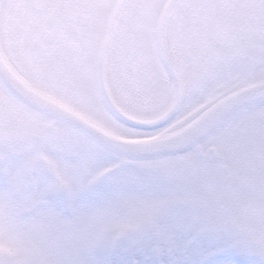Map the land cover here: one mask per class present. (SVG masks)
Here are the masks:
<instances>
[{
    "label": "snow or ice",
    "instance_id": "1",
    "mask_svg": "<svg viewBox=\"0 0 264 264\" xmlns=\"http://www.w3.org/2000/svg\"><path fill=\"white\" fill-rule=\"evenodd\" d=\"M5 62L97 120L118 118L114 101L157 120L180 111L164 149L145 150L183 148L217 130L194 152L140 165L180 190L117 202L113 239L148 230L165 243L177 226L230 217L233 246L264 257V107L225 122L241 103L264 99V0H0V160L19 161L0 169L9 185L0 207L47 219L52 189L71 192L119 167L97 166L114 146L42 106ZM45 173L52 180L42 186ZM55 246L53 238L32 260L0 264H66Z\"/></svg>",
    "mask_w": 264,
    "mask_h": 264
},
{
    "label": "rangeland",
    "instance_id": "2",
    "mask_svg": "<svg viewBox=\"0 0 264 264\" xmlns=\"http://www.w3.org/2000/svg\"><path fill=\"white\" fill-rule=\"evenodd\" d=\"M50 155L56 156L52 153H50ZM100 160L102 162H99V164L97 163V166L104 164L105 166H109L116 163V161H114L115 163L110 161L111 159ZM17 162L18 161H15L16 164L11 163L9 168H14L18 164ZM140 179V177L137 178L135 172H125L124 176L120 177L117 183H112L108 187V193L101 196L104 200L101 201V203L95 201L96 199L93 197L92 199L94 201L91 203L82 204V202L80 203L78 200H75L77 195L74 196L72 204H74L77 212L76 214L79 215V217L70 220H62L60 223L55 212L58 210L57 206L52 208L51 211H54V213L49 214L47 219H35L31 223H26V225L23 220L21 224L17 223V215H13L7 205L1 207L0 256L29 261L48 250L52 239L55 238L56 246L52 249V254L57 256L58 259L66 262V264H106V253L102 251V248L97 252L94 251V249L98 247L92 246L93 249L92 247L82 248L79 243L82 240L91 239L94 242L93 245L98 244L96 242L97 240L101 243L105 242V246L107 247L110 243L109 241L114 236V233L106 230L112 219L111 211L113 206L117 202L126 199L155 198V191L157 192L160 188L156 186L155 189V186L151 185L149 188H145L146 191H142L143 184ZM163 185L167 188L164 197L168 196L170 192L172 193L173 191L180 190L167 180L163 182ZM80 188L81 187H76L71 192L76 193ZM8 190L9 187L1 186L0 193L7 192ZM169 190L170 192H168ZM174 213L175 212L171 215L176 214ZM229 219L231 220L230 217H226V220ZM214 226L215 225H212L213 228L216 227ZM202 228L203 226L195 227L194 229H190L188 226H177L172 230L171 240L165 243H161L159 238L156 237L152 231L142 230L137 233L129 232L124 235L126 236L125 242L120 250V255L115 258L117 261L116 264H129V262H131L130 260L134 258L138 260L139 264H152L149 259L153 255H157L154 252L157 246L161 248L158 255L164 257L166 260L165 264H188L189 262L196 261L199 258L198 252L196 253V258L192 261L191 257L193 255H190V252L193 248H191V246H195L196 241L193 239L200 235ZM222 230H224V232L215 233L213 235L214 238L212 234L215 231L210 232L211 234L208 237H210L212 245H219L220 249L230 248V241L236 238L233 232L237 230L232 227L227 229L226 226H224ZM177 243L179 246L177 247L176 253L174 249ZM187 243L191 245L189 248H187ZM200 244L201 242H198V245ZM214 250L215 247L213 246L212 251ZM205 251L204 249L203 253H205ZM173 252H175L177 256L172 263L169 255H172ZM88 254H90V257L92 256L91 259H87ZM185 259H187L188 263L183 262ZM226 264H230V262Z\"/></svg>",
    "mask_w": 264,
    "mask_h": 264
},
{
    "label": "water",
    "instance_id": "3",
    "mask_svg": "<svg viewBox=\"0 0 264 264\" xmlns=\"http://www.w3.org/2000/svg\"><path fill=\"white\" fill-rule=\"evenodd\" d=\"M27 92L30 94L31 97H33L36 101H38L37 97L34 96L33 93H31L30 91L27 90ZM43 103V102H42ZM47 106V109H50L54 112H58V113H62L64 114V112H62L59 108L55 107V106H50L49 104H46ZM68 117H70L71 119L73 120H76V121H79L81 123H84L82 120L76 118L75 116L67 113ZM85 124V123H84ZM88 127L94 129L93 127H91L89 124H86ZM94 131L96 133L99 134V136L103 137L105 141H107L109 144H111L112 146H114V150L116 151H121V152H124L126 153L127 155H132V156H135V157H152V156H158V155H168L170 153H174V149H171V150H145V149H164V145L168 142H160L158 144H148V145H132V144H125L123 142H120V141H116L114 139H112L111 137H107L105 134L101 133L100 131L98 130H95ZM190 144H188L187 146H189ZM186 146V148H187Z\"/></svg>",
    "mask_w": 264,
    "mask_h": 264
},
{
    "label": "flooded vegetation",
    "instance_id": "4",
    "mask_svg": "<svg viewBox=\"0 0 264 264\" xmlns=\"http://www.w3.org/2000/svg\"><path fill=\"white\" fill-rule=\"evenodd\" d=\"M114 103L119 107V109L120 110H122L123 112H125V113H127L128 115H130V116H132L133 118H137V119H139V120H143V121H146V120H155L156 118H154L153 116H149V115H145V114H143V113H141V112H139V111H133V110H129V109H126V108H124V107H121L120 105H119V103H117V102H115L114 101ZM192 114H194V113H192ZM181 115V112L179 111L178 112V114L176 115V117H179ZM167 127H165V128H163V129H161V130H164V129H166ZM166 131H164V132H160V133H158L157 134V136L156 135H153V136H151L150 138H153V137H163V136H165L164 135V133H165Z\"/></svg>",
    "mask_w": 264,
    "mask_h": 264
},
{
    "label": "bare ground",
    "instance_id": "5",
    "mask_svg": "<svg viewBox=\"0 0 264 264\" xmlns=\"http://www.w3.org/2000/svg\"><path fill=\"white\" fill-rule=\"evenodd\" d=\"M74 216H75V215H74ZM74 216H73V217H74Z\"/></svg>",
    "mask_w": 264,
    "mask_h": 264
}]
</instances>
